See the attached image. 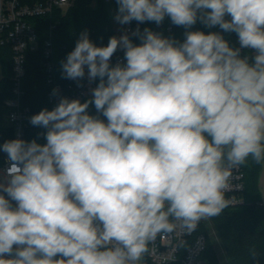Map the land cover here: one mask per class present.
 Segmentation results:
<instances>
[{"label": "clouds", "instance_id": "clouds-1", "mask_svg": "<svg viewBox=\"0 0 264 264\" xmlns=\"http://www.w3.org/2000/svg\"><path fill=\"white\" fill-rule=\"evenodd\" d=\"M116 2L121 25L169 16L187 29L199 18L237 33L240 48L200 31L180 43L136 29L140 45L125 31L103 47L82 33L62 70L99 78L93 100L61 98L33 115L44 145L0 146L11 161L0 182V264H138L177 222L191 234L220 215L233 170L264 162V0ZM118 48L126 65L111 67ZM242 48L256 51L254 64ZM90 103L107 123L87 113ZM251 257L259 264L254 248Z\"/></svg>", "mask_w": 264, "mask_h": 264}, {"label": "trees", "instance_id": "trees-1", "mask_svg": "<svg viewBox=\"0 0 264 264\" xmlns=\"http://www.w3.org/2000/svg\"><path fill=\"white\" fill-rule=\"evenodd\" d=\"M35 1L37 0H23L24 3ZM111 7L115 8L118 13L119 6L116 0H72V5L66 13L55 10L52 17L30 18L39 32V48L28 52L24 86L26 89L25 102L32 107L35 115L48 106L42 53L45 40L49 36L51 21L56 23L53 29V44L57 68L63 73L62 62L66 61L67 55L74 50L82 33L87 32L88 38L97 47H103L109 36L118 35L114 27ZM199 15L200 13L198 17ZM225 19L230 20L231 17L226 15ZM146 28L152 32L158 30L163 37L180 43L186 39L187 31H200L205 34L219 33L225 40L231 39L229 46L233 49H236L239 38L237 33L223 31L218 25L206 26L199 18L187 29L173 24L169 16H165L160 24L145 21L140 33L142 34ZM141 43L139 36L133 40L134 45ZM0 62L3 74L0 79V146H2L6 141L16 139L13 127L4 123L5 102L13 89V55L9 46L0 47ZM249 63L254 64V58ZM125 65L126 61L121 66ZM98 84L99 78L96 79V87ZM86 111L91 116L102 115L97 111L94 103H90ZM40 128V126H33L31 130L33 138L37 136ZM6 157L7 154L0 150V167L4 164ZM263 163L257 164L249 157L243 165L246 172V202L238 206L227 207L220 215L211 217L213 227L221 246L229 257L230 264H257L256 260L251 257L253 248L259 253V264H264V208L258 204L262 196L258 180ZM202 229L207 234V247L204 252L206 262L207 264H218L216 246L204 225ZM59 258V256L56 257V259Z\"/></svg>", "mask_w": 264, "mask_h": 264}, {"label": "built area", "instance_id": "built-area-1", "mask_svg": "<svg viewBox=\"0 0 264 264\" xmlns=\"http://www.w3.org/2000/svg\"><path fill=\"white\" fill-rule=\"evenodd\" d=\"M72 0H37L32 3H24L23 0H0V47L9 46L13 55V89L12 94L8 97V120L14 129L16 139H22L26 142L35 140L38 144H46L47 129L41 127L37 136L33 138L30 118L35 115L30 105L25 102L26 89L24 86L27 75V55L30 51H36L39 48V32L32 17H46L54 14L55 10L66 13ZM143 23L133 20L129 24L123 25L122 34L127 31L130 39L137 36L132 33L139 29L140 32ZM56 23L51 21L49 36L46 38L43 49V66L45 73V84L47 87L48 106L46 109L53 110L61 98H68L70 101L78 99L84 103L92 97V89L96 87V80L89 81L87 77V68H85V77L80 80L66 79L57 68L55 51L53 44V29ZM160 34L158 30L153 31ZM118 34L116 37L121 36ZM109 36L105 40L104 46H107ZM231 43V39H226ZM240 48L238 38L236 49ZM256 51L253 49L242 48L240 51L241 58L247 57L248 61L255 57ZM126 61L124 50L117 49L110 59V66L114 67L118 63L122 65ZM56 90V94L54 93ZM11 161L8 156L0 168L1 175L4 176L6 183V172L10 167ZM230 190L225 193L226 200L229 201V207L238 206L246 202V172L242 166L233 170L232 179L230 180ZM0 194H7L0 192ZM10 199V198H9ZM16 207V202H11ZM258 204L264 208V195L258 200ZM204 220L200 221L198 227L191 234L185 232L179 227L177 222L176 231L172 234H162L149 244V251L143 256L138 264H207L204 252L207 247V234L202 229ZM15 247V246H14ZM5 258H12L5 256Z\"/></svg>", "mask_w": 264, "mask_h": 264}, {"label": "rangeland", "instance_id": "rangeland-1", "mask_svg": "<svg viewBox=\"0 0 264 264\" xmlns=\"http://www.w3.org/2000/svg\"><path fill=\"white\" fill-rule=\"evenodd\" d=\"M94 3H95V1H94ZM110 10H111V13L113 16L114 27H115L116 31L118 32V34H122L123 25H121L115 19V17L118 14L117 10L115 8H112V7L110 8ZM1 76H2V70H1V66H0V78H1ZM92 99H93V96L89 97V99L87 101H90ZM5 109L6 110H5V115H4V123L10 126V122H9L8 116H7L8 111H9L8 106H7V101L5 102ZM94 117H97V118L103 120L105 123H107V119L103 115L98 114V115H94ZM1 181L5 182L3 175H1ZM258 186H259V191L261 192L262 195H264V163H263L262 171H261L260 176H259ZM203 225H204L205 230H207L210 233V237L216 246V251L218 253V255H217L218 256V264H230L229 257L227 256L225 249L221 246L220 239L216 234V231L213 227V222H212L211 218L205 219Z\"/></svg>", "mask_w": 264, "mask_h": 264}, {"label": "crops", "instance_id": "crops-1", "mask_svg": "<svg viewBox=\"0 0 264 264\" xmlns=\"http://www.w3.org/2000/svg\"><path fill=\"white\" fill-rule=\"evenodd\" d=\"M0 66H1V62H0ZM1 70H2V67H1ZM2 76H3V74H2ZM2 76H1V78H2ZM1 78H0V79H1Z\"/></svg>", "mask_w": 264, "mask_h": 264}, {"label": "water", "instance_id": "water-1", "mask_svg": "<svg viewBox=\"0 0 264 264\" xmlns=\"http://www.w3.org/2000/svg\"><path fill=\"white\" fill-rule=\"evenodd\" d=\"M6 259H8V258H6Z\"/></svg>", "mask_w": 264, "mask_h": 264}]
</instances>
